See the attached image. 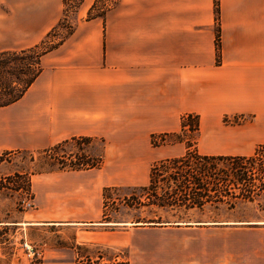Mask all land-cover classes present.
Instances as JSON below:
<instances>
[{
    "label": "crops",
    "instance_id": "crops-1",
    "mask_svg": "<svg viewBox=\"0 0 264 264\" xmlns=\"http://www.w3.org/2000/svg\"><path fill=\"white\" fill-rule=\"evenodd\" d=\"M96 2H80L73 31L42 57L36 81L0 108V156L89 138L103 143V163L33 176L34 208L17 225H113L100 224L104 190L146 187L154 163L184 156V143L154 147L152 137L180 132L189 115L200 116L206 139L239 148L264 142V0H219L218 21L215 0H118L88 19ZM64 11V0H0V51L39 45ZM226 117L242 123L226 126ZM231 225L151 229L174 240L149 247L157 260L142 264H264V239L246 241Z\"/></svg>",
    "mask_w": 264,
    "mask_h": 264
},
{
    "label": "rangeland",
    "instance_id": "rangeland-1",
    "mask_svg": "<svg viewBox=\"0 0 264 264\" xmlns=\"http://www.w3.org/2000/svg\"><path fill=\"white\" fill-rule=\"evenodd\" d=\"M81 1L76 0L70 7H66L65 4L64 18L56 28V33L49 43L55 44L63 41L70 34L76 20L75 10ZM102 1L97 0L95 13L100 11L105 13L118 0H109L107 3V7H109L101 9L99 4ZM223 122L226 126L236 125L242 123V119L226 117ZM184 138L190 140L195 145V149L201 153L218 152L228 156H250L260 145H264V142L255 140L238 143L242 145L241 148L238 145L228 146L221 142L206 139L202 134L201 127L198 134L189 133ZM169 140L172 139L169 138ZM217 148L220 149L216 150ZM102 153V142L98 140L87 142L80 139V141L69 142L52 157L39 154L37 151H16L0 156V222L7 223V225L0 227V264H42L51 260L69 261L71 264H142L157 260V251L149 247L156 246L158 241H166L170 245L172 244L174 240L172 234H165L163 237V235L150 232L156 231L151 229L165 227L134 223L137 217L172 215L156 208L152 210L145 208L138 211L128 208L126 200L131 196H137L142 202H146V197L141 190L144 187L113 188L106 203L107 218L100 221V224H109L106 223L108 221L115 224L108 225L109 227L105 225H81L78 229L77 227L17 225L20 222V213L34 208V197L31 190L33 176L46 174L52 163H56L59 159L64 160L68 155H72L74 159L80 158V163L92 164L102 158ZM155 164L152 165V168ZM164 174L165 177L158 178L159 190L168 187L164 183V179L173 174V170L169 169ZM16 175H21V177L16 178ZM8 180L10 182L8 187L20 186L21 189L13 191L2 188V186L8 185ZM28 180L31 185L27 184ZM27 200L31 201L33 205L30 209H24L22 206ZM183 215H185L184 212L177 214V216ZM215 215H218L219 221L237 222L238 225L231 226L244 231L243 238L246 241L264 239V193L259 194L254 202L238 201L236 208L232 211L223 206L217 211L206 208L203 213L190 212V216L195 221L201 222H209ZM138 229L145 232L139 234L137 231L140 230ZM79 232L80 235H78ZM111 233H116L117 237L111 239L110 242L108 235ZM125 233L131 234L132 239L125 236ZM26 243L34 249V255L28 253L24 246ZM126 245L133 246V249L126 248ZM140 247H148V249H139ZM168 252L171 253V250Z\"/></svg>",
    "mask_w": 264,
    "mask_h": 264
},
{
    "label": "trees",
    "instance_id": "trees-1",
    "mask_svg": "<svg viewBox=\"0 0 264 264\" xmlns=\"http://www.w3.org/2000/svg\"><path fill=\"white\" fill-rule=\"evenodd\" d=\"M66 4V1L64 0ZM96 3L88 14V19L104 17V12L96 11ZM216 20L219 17V0H215ZM73 30H71L72 32ZM70 32V33H71ZM56 33V29L32 48L15 51H0V108H4L19 101L42 72L41 59L44 55L55 50L62 41L49 43ZM43 48V49H42ZM217 59L220 61L221 43L219 30L216 38ZM189 131V132H188ZM200 132V116L189 115L182 120L181 130L178 133L154 135V147L184 143L187 152L184 156L167 159L156 163L150 174V183L142 188L146 202L137 196L126 200L128 208L133 210L154 209L163 211L171 216L156 215L150 217H137L134 223L142 225H159L160 227H192L195 221L190 212L203 213L206 208L219 210L226 206L229 211L236 208L238 201L254 202L259 194L264 193V145H260L250 156L242 155H202L195 149V145L184 137L186 134ZM172 139V140H169ZM91 141L89 138H72L61 142L51 148L37 151L52 157L64 148L69 142ZM29 152V151H28ZM1 158V157H0ZM59 159L51 164L47 173L55 171H80L98 168L103 163V158L94 163H80V158L74 159L68 155L66 159ZM59 164V166H56ZM173 170L164 183L166 189L158 187V178L165 177L164 172ZM21 175H16L20 178ZM10 180V178H9ZM8 180V182H9ZM2 186L13 191L21 187ZM28 185H31L28 180ZM113 189L104 190V218H107L106 209L109 195ZM184 212L185 215L177 216ZM174 213V214H173ZM218 215L205 223L218 224ZM1 223V222H0ZM106 223H113L108 221Z\"/></svg>",
    "mask_w": 264,
    "mask_h": 264
},
{
    "label": "built area",
    "instance_id": "built-area-1",
    "mask_svg": "<svg viewBox=\"0 0 264 264\" xmlns=\"http://www.w3.org/2000/svg\"><path fill=\"white\" fill-rule=\"evenodd\" d=\"M65 1H66V7H70L71 5H73L75 3L76 0H65ZM108 2H109V0H103L102 2H100V4H99L100 8L103 9L104 7H107ZM22 206L24 209H30V208H32L33 205L31 203V201L27 200L23 203ZM24 246H25V248L29 254L34 255V249L30 245H28L26 243Z\"/></svg>",
    "mask_w": 264,
    "mask_h": 264
}]
</instances>
